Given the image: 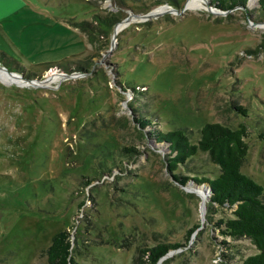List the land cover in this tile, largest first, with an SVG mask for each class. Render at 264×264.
Listing matches in <instances>:
<instances>
[{"label":"rangeland","instance_id":"rangeland-1","mask_svg":"<svg viewBox=\"0 0 264 264\" xmlns=\"http://www.w3.org/2000/svg\"><path fill=\"white\" fill-rule=\"evenodd\" d=\"M21 1L0 23L24 57L0 32L16 61L0 65L23 79L0 69V264H47L64 230L79 264H131L157 243L181 244L160 264L255 254L220 232L232 208L209 207L208 185L194 181L218 166L198 151L169 173L156 133L180 129L195 144L206 123L243 125L241 172L264 192L259 1L229 11L211 0Z\"/></svg>","mask_w":264,"mask_h":264},{"label":"trees","instance_id":"trees-1","mask_svg":"<svg viewBox=\"0 0 264 264\" xmlns=\"http://www.w3.org/2000/svg\"><path fill=\"white\" fill-rule=\"evenodd\" d=\"M248 0H211L210 6L221 11H229L237 6L245 8ZM264 8V0H258ZM86 22L77 27L82 29ZM11 57L0 51V63L6 66ZM141 127L148 120H138ZM246 129L243 125L231 129L219 123H206L199 131V139L195 144L189 142L184 131L180 129L157 132L156 140L168 144L170 153L166 158V169L169 173L176 170L198 151L207 153L209 160L218 166L219 174L214 179L194 178L197 183H206L210 189L209 207L212 204L226 205L232 208V218L215 224L223 235L230 239H247L257 252L239 261L238 264H264V192L261 185L241 172L247 154L244 141ZM174 179L184 183L183 179ZM208 190V188H207ZM197 227V226H196ZM191 231V230H190ZM189 231V232H190ZM179 243H157L150 247H139L131 264H156L169 251L180 247ZM68 231L56 233L50 245L43 252L47 264H79L74 256ZM167 261L163 262L166 264ZM179 264H184L180 262Z\"/></svg>","mask_w":264,"mask_h":264},{"label":"crops","instance_id":"crops-1","mask_svg":"<svg viewBox=\"0 0 264 264\" xmlns=\"http://www.w3.org/2000/svg\"><path fill=\"white\" fill-rule=\"evenodd\" d=\"M12 1H13V0H8V2H7L6 0H4L3 12H2V14H0V23H1V22H6V21L8 20V16L6 17L5 14H6V15L8 14V13H7V11L9 10L8 5H9V4L11 5ZM15 1L18 3V5L10 10L11 13H12V11H14V10H16V9H18V8L21 9V8L23 7V2H22L21 0H15ZM11 13L9 14L10 16L12 15ZM0 32H1L3 35H5L4 38L8 41L9 46H10L11 48H13V50H15V51L21 56L20 51L17 50V49L15 48L14 44L9 40V38L6 36V34H4L1 30H0ZM5 54H6V53H5ZM6 55H7V54H6ZM21 57L24 58L23 56H21ZM18 64H20V65H25V66L29 67V66H36V65L47 64V63L30 64V63H28L27 61H25V62L22 61V62H18Z\"/></svg>","mask_w":264,"mask_h":264},{"label":"water","instance_id":"water-1","mask_svg":"<svg viewBox=\"0 0 264 264\" xmlns=\"http://www.w3.org/2000/svg\"><path fill=\"white\" fill-rule=\"evenodd\" d=\"M154 15H156V14L154 13ZM150 16H151V14L143 15V17H150ZM0 69L6 71V72L9 73V74H12V75L14 74V73H12V72H8L7 69H6L4 66H2V65H0ZM14 75H16V74H14ZM16 76L19 77L20 79H22L21 76H19V75H16ZM65 76H67V75H65ZM22 80H23V79H22ZM208 190H209V192H210L209 187H208ZM169 255H170V252H168L166 255H164L163 257H161V258L158 260V262H157L156 264H160V263L163 261V259H165V258L168 257Z\"/></svg>","mask_w":264,"mask_h":264},{"label":"snow or ice","instance_id":"snow-or-ice-1","mask_svg":"<svg viewBox=\"0 0 264 264\" xmlns=\"http://www.w3.org/2000/svg\"><path fill=\"white\" fill-rule=\"evenodd\" d=\"M4 0H0V14L3 12Z\"/></svg>","mask_w":264,"mask_h":264},{"label":"bare ground","instance_id":"bare-ground-1","mask_svg":"<svg viewBox=\"0 0 264 264\" xmlns=\"http://www.w3.org/2000/svg\"><path fill=\"white\" fill-rule=\"evenodd\" d=\"M209 192V191H208ZM202 213H204V211H202Z\"/></svg>","mask_w":264,"mask_h":264}]
</instances>
